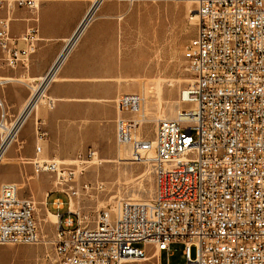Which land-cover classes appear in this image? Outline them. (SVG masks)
<instances>
[{"label": "built area", "instance_id": "2783aa9c", "mask_svg": "<svg viewBox=\"0 0 264 264\" xmlns=\"http://www.w3.org/2000/svg\"><path fill=\"white\" fill-rule=\"evenodd\" d=\"M117 1L128 6L192 4L190 16L197 30L184 58L193 79L180 97L189 108L174 120H159L153 138L147 139L144 97L135 93L116 98V143L130 147L131 162L151 161L153 198L119 202L99 214L92 227L71 210L65 219L57 215L56 264L143 261L147 245L166 252L171 264L174 243L184 244V264H264V0ZM15 5L38 8L35 0H16ZM10 28L11 19L1 18L0 48L7 65L15 68L35 52L37 37L34 29L28 30L20 38L26 47L20 48ZM47 99L53 108L54 100ZM6 117L3 112L0 129L9 126ZM47 137L38 125L37 140ZM41 150L36 146V156L29 161L35 173L53 174L70 200L78 196L72 186L78 166L41 158ZM94 155L90 152L88 158ZM41 241L33 199L20 197L16 183L0 184V246Z\"/></svg>", "mask_w": 264, "mask_h": 264}, {"label": "crops", "instance_id": "0c3cea01", "mask_svg": "<svg viewBox=\"0 0 264 264\" xmlns=\"http://www.w3.org/2000/svg\"><path fill=\"white\" fill-rule=\"evenodd\" d=\"M2 1H11L9 5H13L0 7V19H11L10 33L12 38L19 40L18 47H26L20 38L31 29L36 31L37 41L35 52L24 65L15 68L7 65L6 54L0 48V118L5 112L8 125H15L35 91L38 95L36 89L44 85L46 80H43L64 58L46 89L49 98L56 101V106L50 109L40 107L41 102L37 105L14 140L16 142L18 138L20 149L11 146L13 142L2 154L0 168L9 166L8 158L15 159L19 153L26 161L35 158L36 146H39L36 138L38 125L48 133L47 140L41 142L40 154L41 158L45 154L47 160L64 159L78 152L82 145L88 146L93 142V136H103L106 126L111 131L110 135L115 132L116 137L114 123L117 112L114 102L120 92L129 93V85L127 70L123 69L118 54L117 22L106 10L110 2L104 0L93 18L99 11L101 16L93 21L92 18L83 26L95 0H36V10L18 7L14 3L16 0ZM118 19L122 20L123 17L119 16ZM76 35L77 40L70 47ZM142 69H145V62L137 63L133 72L139 73ZM82 122L87 125L82 126ZM2 137L0 133V149ZM70 137L72 141L68 142ZM40 175L36 174L37 187L48 182L42 180ZM10 181V178H6L0 184ZM46 208L47 217L49 214L55 217L64 216L63 213L68 215L69 196L64 191L56 190L52 198L47 199ZM145 247L147 260L127 261L125 264H164L166 252H157L154 245Z\"/></svg>", "mask_w": 264, "mask_h": 264}, {"label": "rangeland", "instance_id": "374dc122", "mask_svg": "<svg viewBox=\"0 0 264 264\" xmlns=\"http://www.w3.org/2000/svg\"><path fill=\"white\" fill-rule=\"evenodd\" d=\"M10 2L2 1L0 7H13L9 5ZM106 2H110L106 7V10H109L108 15L117 22L118 54L123 62V69L127 70L128 94L138 93L144 97L146 123L143 131L147 139H152L157 118L175 119L179 112L189 108L181 102L180 97L181 92L193 79L188 62L184 58L185 48L197 30L196 21L191 20V6L173 1L140 2L133 6L119 3L117 0ZM99 16L101 11L92 21ZM119 16L123 19L119 20ZM144 62L145 69L134 73L135 65ZM123 94L126 92H120L118 96ZM47 97L48 90L40 107L49 108ZM85 125L87 123L82 122V126ZM109 132L111 131L106 126L104 135L99 138L93 136L94 140L90 145H82L81 150L64 159L58 158L72 165V162H76L74 165L78 164L83 168L72 185L79 190L78 198L73 199V210L91 227L96 225L99 214L113 210L119 202H148L153 198L155 191L153 165L131 162L130 147L119 148L115 132L114 135ZM0 133L2 136L1 130ZM69 141H72L71 137ZM41 142L37 140L40 147ZM11 146L20 149L18 138ZM127 149L128 155L124 152ZM90 152L95 153L94 158H88ZM43 156L47 159L45 154ZM29 161L31 160L26 161L21 157L20 153L15 159L8 158L10 165L0 168V182L10 178L11 181L5 183H16L20 188L21 197L33 199L42 241L51 243L0 246V264H56L53 242L57 235V226L47 217L46 201L48 197L52 198L56 190H63L55 186L54 175L47 173L40 176L48 182L37 187L38 177ZM22 184L25 186H21ZM50 187L55 189L49 190ZM63 214L64 219L68 217L66 213ZM135 247L143 248V245L135 244ZM184 248L182 243L172 244L171 264L185 263ZM147 252L150 253V250L147 249ZM191 255L195 256V250L192 249ZM163 263L167 264L166 256Z\"/></svg>", "mask_w": 264, "mask_h": 264}, {"label": "bare ground", "instance_id": "6f19581e", "mask_svg": "<svg viewBox=\"0 0 264 264\" xmlns=\"http://www.w3.org/2000/svg\"><path fill=\"white\" fill-rule=\"evenodd\" d=\"M104 0H95V2H94V4H93V6H92V9H91V11H90V13L88 14V16H87V18H86V20H85V22H84V25H86L87 24V22L88 21H90L92 18H93V16L95 15V13H96V11H97V9H98V7L100 6V4L103 2ZM15 3V2H14ZM35 3H36V6H37V1L35 0ZM185 3V2H184ZM186 4H188V5H190L191 6V9H190V11L193 9V6H192V4H190V3H186ZM189 11V12H190ZM83 25V26H84ZM82 26V27H83ZM0 39H3V31L1 30L0 31ZM76 40H77V35L73 38V40L71 41V44L69 45L70 47H71V45H73L75 42H76ZM63 58L64 57H62L60 60H59V62L57 63V65L55 66V68L53 69V71L51 72V76L49 75V77L48 78H46V79H44L43 80V82L45 81V83H44V85L42 86V87H40L39 89H36L37 91H38V95H37V92L35 91L34 92V95H35V99H34V101H33V104L29 107V109H28V111H27V113L25 114V116H24V118H23V120H21V122L18 124V125H12V126H7L6 127V129H0L1 131H2V138H1V142H3V146H2V144H1V149H0V158H1V156H2V154L5 152V150L14 142V140L16 139V137H17V135H18V133H19V131H20V128H21V126L23 125V123L25 122V120L30 116V114L35 110V108L37 107V105L40 103V102H42L43 101V98L44 97H46V89H47V86L49 85V83L51 82V80L54 78V76H55V74H56V72H57V70L59 69V67H60V65H61V63H62V61H63ZM54 75V76H53ZM42 82V83H43ZM162 85V84H161ZM161 88V87H160ZM159 91H160V89H159ZM160 102V101H159ZM160 106H161V104H160ZM187 106H189V105H187ZM159 108V107H158ZM161 113H162V111H161ZM161 115V114H160ZM157 120L159 121V120H162V117H160V118H157ZM171 120H174V119H171ZM158 121H157V123H158ZM156 127H157V125H156ZM156 130V129H155ZM129 154V151L127 152V155ZM152 153H150V155H149V158H151L152 157ZM95 156V155H94ZM94 158V157H93ZM130 160V159H129ZM128 160V161H129ZM114 162V161H113ZM73 164H75L76 162H72ZM78 163V162H77ZM97 163V162H96ZM143 163H145V164H151V161L149 162V161H147V162H143ZM77 166H78V171H77V178H78V176H79V174L81 173V170L83 169V168H80L79 167V165L78 164H76ZM148 173V172H147ZM36 174V173H35ZM55 177V176H54ZM54 182H55V185H56V187H58V188H61L63 191H68L67 190V188H64V187H62V186H60L59 184H58V182H57V180H55L54 179ZM79 196V195H78ZM78 196H71V200H70V210L72 211V212H76V211H74L73 210V207H74V202H73V199H77L78 198ZM49 220L53 223V224H55V225H57V223H58V218H57V216L55 217V216H53V215H51V214H49ZM41 242H43L45 245H49L50 243L49 242H44V241H41Z\"/></svg>", "mask_w": 264, "mask_h": 264}, {"label": "water", "instance_id": "95a60500", "mask_svg": "<svg viewBox=\"0 0 264 264\" xmlns=\"http://www.w3.org/2000/svg\"><path fill=\"white\" fill-rule=\"evenodd\" d=\"M52 71H53V70H52ZM52 71H51V72H52ZM51 72L48 74V76H47L46 78H48V77H49V75L51 74Z\"/></svg>", "mask_w": 264, "mask_h": 264}, {"label": "trees", "instance_id": "16d2710c", "mask_svg": "<svg viewBox=\"0 0 264 264\" xmlns=\"http://www.w3.org/2000/svg\"><path fill=\"white\" fill-rule=\"evenodd\" d=\"M48 199H50V197H48Z\"/></svg>", "mask_w": 264, "mask_h": 264}]
</instances>
